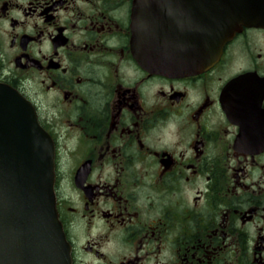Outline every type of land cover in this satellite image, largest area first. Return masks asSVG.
<instances>
[{
  "label": "flooded vegetation",
  "instance_id": "obj_1",
  "mask_svg": "<svg viewBox=\"0 0 264 264\" xmlns=\"http://www.w3.org/2000/svg\"><path fill=\"white\" fill-rule=\"evenodd\" d=\"M133 3L0 0V81L53 140L71 264H264V28L164 76L133 56Z\"/></svg>",
  "mask_w": 264,
  "mask_h": 264
},
{
  "label": "water",
  "instance_id": "obj_2",
  "mask_svg": "<svg viewBox=\"0 0 264 264\" xmlns=\"http://www.w3.org/2000/svg\"><path fill=\"white\" fill-rule=\"evenodd\" d=\"M160 9V0H135L131 47L139 65L164 75L203 71L242 27H264V0H199L189 23H166ZM53 158L33 106L0 82V264H70Z\"/></svg>",
  "mask_w": 264,
  "mask_h": 264
}]
</instances>
